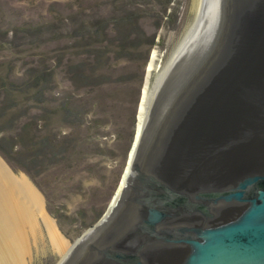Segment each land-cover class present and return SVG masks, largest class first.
Returning <instances> with one entry per match:
<instances>
[{
	"label": "water",
	"instance_id": "1",
	"mask_svg": "<svg viewBox=\"0 0 264 264\" xmlns=\"http://www.w3.org/2000/svg\"><path fill=\"white\" fill-rule=\"evenodd\" d=\"M59 264H264V0H202L111 204Z\"/></svg>",
	"mask_w": 264,
	"mask_h": 264
},
{
	"label": "rangeland",
	"instance_id": "2",
	"mask_svg": "<svg viewBox=\"0 0 264 264\" xmlns=\"http://www.w3.org/2000/svg\"><path fill=\"white\" fill-rule=\"evenodd\" d=\"M195 7V0H0V162L33 185L71 248L113 200L144 92L175 59ZM44 249L28 264L63 260Z\"/></svg>",
	"mask_w": 264,
	"mask_h": 264
},
{
	"label": "bare ground",
	"instance_id": "3",
	"mask_svg": "<svg viewBox=\"0 0 264 264\" xmlns=\"http://www.w3.org/2000/svg\"><path fill=\"white\" fill-rule=\"evenodd\" d=\"M195 1L196 21L179 51L194 30L200 15L202 0ZM168 68L163 70L158 83L150 91L144 92L139 110L137 135L146 123ZM125 173L126 170L124 175ZM40 196L23 175H13L0 162V264H28L33 254H39L40 249L45 247L54 250L63 258L70 251L71 245L46 214Z\"/></svg>",
	"mask_w": 264,
	"mask_h": 264
}]
</instances>
